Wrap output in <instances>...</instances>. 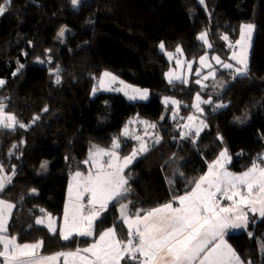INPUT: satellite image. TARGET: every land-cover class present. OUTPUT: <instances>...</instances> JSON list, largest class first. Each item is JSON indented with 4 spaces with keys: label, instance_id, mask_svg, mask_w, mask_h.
I'll use <instances>...</instances> for the list:
<instances>
[{
    "label": "trees",
    "instance_id": "1",
    "mask_svg": "<svg viewBox=\"0 0 264 264\" xmlns=\"http://www.w3.org/2000/svg\"><path fill=\"white\" fill-rule=\"evenodd\" d=\"M245 24L255 28L246 77L233 79L230 70L212 59L217 77L205 80L206 87L193 78L186 84L166 81L165 51L180 45L187 57L199 60L208 51L211 58L228 61ZM62 27L67 31L60 38ZM203 30L211 49L198 39ZM57 66L60 84L52 74ZM104 70L149 88V99L130 101L114 91L93 95ZM0 78L6 82L0 87V103L18 121L14 130L0 128V165L4 175L12 176L0 198L15 205L8 231L22 244L43 241L44 254L83 249L109 227L126 240L121 204H129L128 212L135 213L185 194L224 148L236 173L264 157V0H84L78 8L71 0H11L0 16ZM197 93L213 101L202 105L207 127L199 137L182 138L183 120L172 118L163 97H177L185 117L195 109ZM218 103L227 107L213 111ZM36 116L40 119L33 123ZM133 116L155 122L161 139L125 170L130 188L126 199L110 204L90 237L64 241L59 231L53 235L46 226L35 225L40 214L62 216L71 173L88 171L83 162L91 146L111 147ZM237 117L244 122H236ZM32 189L35 194H30ZM249 221L246 229L230 231L227 239L246 264H264V218L250 214Z\"/></svg>",
    "mask_w": 264,
    "mask_h": 264
},
{
    "label": "snow or ice",
    "instance_id": "2",
    "mask_svg": "<svg viewBox=\"0 0 264 264\" xmlns=\"http://www.w3.org/2000/svg\"><path fill=\"white\" fill-rule=\"evenodd\" d=\"M84 0H71L74 8L80 7ZM204 4V0H199ZM11 0H5L0 4V16L4 15ZM254 25L246 24L240 27V38L235 41L240 51H233L231 59L236 61V65L226 63L219 56H213L216 64L223 69L230 70L232 78L246 77L248 72L247 49L252 37ZM66 28H61L58 37L63 38ZM207 32H201L198 39L207 48L211 49L212 44L208 40ZM223 40L229 37L224 35ZM231 47V45H230ZM159 48L164 50L165 45L160 43ZM50 51V50H47ZM176 54H182L183 50L177 46ZM169 59L173 57L172 52L167 53ZM40 63L45 61L39 60ZM203 67L209 68L208 75L204 80L214 77L216 72L212 70V65L208 63L207 55L199 58ZM48 63H51L49 57ZM177 66H182V62L177 59ZM191 70V62H188ZM20 65V68H23ZM20 69L18 68L17 71ZM60 68L56 67L52 74L56 76L55 83L60 84ZM16 75V73H13ZM169 83H187L181 74L169 71L165 74ZM6 82L0 79V86ZM119 83L121 87L113 85ZM196 84L201 85V80L197 79ZM206 87V85H202ZM99 90L123 92L130 101H146L149 99L148 89H140L125 84L111 72L104 71L93 87V94ZM196 103L193 107L199 113H203L201 105H213L211 97L202 99L200 93L195 97ZM171 104L178 105V101L171 100ZM165 103H169V98H165ZM227 105L218 103L213 107V111L226 108ZM6 105L0 103V128L14 130L18 124L14 114L5 111ZM47 112L48 109H43ZM175 109L173 119H175ZM40 117L33 118V123ZM163 119V117H162ZM188 121L196 118L189 116ZM236 122L243 123V119L236 118ZM146 123V122H145ZM24 128L27 125L19 124ZM155 129L156 125H149ZM207 124L200 120L199 124L193 126L191 123L183 125L184 131L180 133L182 138L192 135L199 137L201 131ZM147 135V129H145ZM138 141V146L132 152L121 157L119 149L121 139L130 137ZM160 137L154 138V144L160 143ZM222 139V138H220ZM13 145V148H17ZM150 145L146 140L130 133L126 125L118 137L113 138L110 149H102L96 145L91 146L89 159L83 163L91 164L96 171H89L87 175L77 171L74 174L75 187L69 186L70 202L65 205L63 215V225L59 229V236L64 241H69L74 235L81 237L92 236L93 226L102 213H104L110 203L126 199L130 193L129 177L125 170L142 154L149 151ZM11 155V153H10ZM107 157V160L104 158ZM227 149L220 152L219 156L212 164L206 174L201 175L197 180L192 181L194 187L183 195H175L167 203L151 208L149 210L137 209L135 213H129V204L120 205V214L123 223L127 226L128 236L126 240L117 237L114 227H110L99 234V239L90 244L87 248H77L75 251L59 252L49 256L38 254V249L43 245V241L35 243H18L16 236L9 234V220L12 218V209L15 205L8 200L0 199V257L3 264H57L63 257L64 264H121L122 260L135 262V264H242L236 251L225 240L229 230L246 229L249 225V214H258L264 218V157L258 156L252 162L251 167L239 174L227 171L225 165L229 163ZM47 162L41 164V169H45ZM13 175L15 166H13ZM4 168L0 165V194L11 184L12 176L4 175ZM183 177L182 173L177 172ZM171 184L172 181L170 180ZM75 191L73 199L72 194ZM36 189H32L30 194H35ZM84 193L90 194L88 209L85 210L81 202ZM229 203L222 206L220 200ZM178 202V206L174 203ZM44 212L43 209L40 210ZM37 226H46L50 234H57L56 221L47 214L46 218H36ZM252 235L251 232L248 233ZM264 249V246H262ZM251 264V262H249Z\"/></svg>",
    "mask_w": 264,
    "mask_h": 264
},
{
    "label": "rangeland",
    "instance_id": "3",
    "mask_svg": "<svg viewBox=\"0 0 264 264\" xmlns=\"http://www.w3.org/2000/svg\"><path fill=\"white\" fill-rule=\"evenodd\" d=\"M246 25V24H245ZM254 31H255V28L253 29V32H252V37H251V40L249 41V47H248V49H247V56H248V61H249V58H250V54H251V50H252V42H253V38H254ZM202 32H207V34H208V31H206V30H203ZM208 38V40H209V36L207 37ZM240 38V37H239ZM209 42H210V40H209ZM204 44V43H203ZM180 46V45H179ZM181 48H182V50H183V52H182V54H176V52H175V50H176V48L175 49H173V50H169V51H165V56H166V58L169 60V66H168V68H167V70L165 71V74L166 73H168L170 70L171 71H174V72H176V73H178V74H181L182 75V77H183V79H185V80H187V83L191 80V78H193V79H195V80H197V79H200L201 80V84L203 85V84H205V80L203 79V77L204 76H206V75H208V73H209V71L208 72H206V67H205V71L203 70V66L200 64V61L199 60H196L194 57L193 58H190V57H187V55H186V52H185V50L183 49V47L182 46H180ZM204 47H206L207 48V46L204 44ZM207 49H209V48H207ZM234 51H236V52H239L240 51V48H239V46L238 45H236L235 44V47H234ZM168 52H172L174 55H173V57L171 58V59H169V57H168V55H167V53ZM208 53V51L205 53H203L201 56H203V55H208L207 54ZM215 56H217V55H215ZM208 57V63H210L211 65H213V60H212V58L208 55L207 56ZM200 58V57H199ZM177 59H179L181 62H182V66H177V64H176V60ZM188 62H191V70H189V68H188ZM214 62L216 63V61L214 60ZM224 62H226V63H231V64H233V65H236V63H234V62H236V61H234V60H232V59H229L228 61H224ZM216 69H214L213 71H215ZM104 71H108V72H111L113 75H115L117 78H118V80H120V81H123L125 84H127V85H131V86H133V87H136V88H140V89H148V91H149V96H150V94H151V92H150V89L149 88H147V87H142V86H139V85H137V84H133V83H131V82H128V81H126V80H123L122 78H120L118 75H116L115 73H113L112 71H110V70H104ZM104 71H102V73L104 72ZM216 73H217V71H215ZM101 73V74H102ZM101 74L99 75V77L101 76ZM99 77L97 78V80H96V84H95V86L97 85V81H98V79H99ZM215 77H217V75H215L214 77H210L209 79H214ZM165 78H166V81L167 82H169V80H168V78H167V76L165 75ZM0 79H2V78H0ZM4 80V79H3ZM5 81V80H4ZM1 87V86H0ZM113 87H116V88H119V87H121V85L119 84V83H117V84H115V85H113ZM100 92H110V91H106V90H99V91H97L95 94H93V92H92V94L93 95H96V94H98V93H100ZM196 97V96H195ZM195 97H194V102H193V105L196 103V100H195ZM202 97V99H204L203 98V96H201ZM165 98H169V103L168 104H170L171 105V116L173 117V110L175 109V119H179V120H183L182 121V126L184 125V124H187V123H191V124H193V126H196V125H198L199 124V121L200 120H203L205 123H206V116H205V111H204V107L201 105V107L203 108V113H199V112H197V110L196 109H194L192 112H189L190 114L189 115H186L185 117L183 116V115H181V113L183 112L182 111V108H180V105L182 104V102L177 98V97H173V96H164L163 97V102L165 103ZM171 100H176V101H178L179 103H178V105H173V104H171ZM147 101V100H146ZM166 104V103H165ZM184 109V108H183ZM184 113V112H183ZM189 116H193V117H195L196 119L194 120V121H191V122H189L188 121V117ZM184 117V119H182ZM146 122V123H145ZM151 124H155L156 125V123L155 122H153L152 120H149V119H146V118H142V117H140V116H133V117H131L127 122H126V124H125V126L127 125L128 126V128H129V131H130V133L131 134H133V135H139V136H141V137H143L145 140H146V142L150 145V148L154 145V138L156 137V136H158V137H160L161 138V134H160V132L158 131V129H157V125H156V128L155 129H152V128H150L149 127V125H151ZM125 126H124V128H125ZM123 128V129H124ZM122 129V130H123ZM145 129H147V135L145 134ZM183 130H184V128H183ZM122 132V131H121ZM119 136V135H118ZM129 141H133V143H134V145L132 146V148L131 147H128V146H126V144H125V142H129ZM120 143H121V147H120V149L118 150L119 151V155L121 156V157H123V156H127V155H129L131 152H132V150H133V148L134 147H137L138 146V141H136V140H134V139H132L131 138V136L130 137H128V138H122L121 139V141H120ZM97 146V145H96ZM99 148H102V149H110L111 147H109V148H104V147H101V146H98ZM128 147V149L124 152V153H122L121 152V150H123L124 148H127ZM149 148V149H150ZM224 149H226V148H224ZM223 149V150H224ZM227 153H228V151H227ZM143 155V154H142ZM141 155V156H142ZM88 156H89V154H88ZM141 156H139L138 158H140ZM228 156L230 157V154L228 153ZM137 158V159H138ZM89 159V158H88ZM105 160H107V157H105L104 158ZM136 159V160H137ZM135 160V161H136ZM232 159H230V161H231ZM134 161V162H135ZM230 161H229V163H230ZM133 162V163H134ZM132 163V164H133ZM131 164V165H132ZM88 171H80V170H76V171H74L73 173H71V175H70V179H69V183H68V188H67V194H66V201H65V205L66 204H68L69 202H70V198H69V186L70 185H73V189H74V187H75V181H74V179H73V177H74V174L77 172V171H79V172H81V173H84V174H88V172L89 171H92L93 173L96 171V169H95V167L93 166V165H91V164H88ZM232 169V168H231ZM208 170H209V167H208V169H207V171L205 172V174L208 172ZM233 171V170H232ZM72 197H73V199H74V197H75V191H73V194H72ZM90 199V194H88V193H84V195H83V197H82V203L84 204V206H85V210H87L88 209V200ZM10 202V201H9ZM12 203V202H11ZM220 203H221V205L222 206H224V205H226L227 203H229L228 201H226V200H223V199H221L220 200ZM111 204V203H110ZM110 206V205H109ZM64 209H65V206H64ZM45 215H47V214H45V213H43V214H40L39 216H37V218H46V216ZM63 215H64V212H63V214H62V216L59 218V217H56V216H53V215H51L54 219H55V221H56V227H57V231H59V229H60V227H62V225H63ZM95 224V223H94ZM126 226V225H125ZM127 228V227H126ZM243 229H234V230H229L228 231V233L230 232V231H233V232H235V231H237V232H241ZM227 233V234H228ZM227 234H226V236H225V240L227 241V243L229 244V245H231L232 246V248L235 250V248H234V246L228 241V239H227ZM11 235V234H10ZM11 236H15V235H11ZM74 236H78V235H74ZM73 236V237H74ZM97 240V239H96ZM95 240V241H96ZM94 241V242H95ZM94 242H92V243H94ZM19 243V242H18ZM91 243V244H92ZM20 244H22V243H20ZM89 246V245H88ZM88 246H86L85 248H87ZM84 249V248H83ZM69 251H74V250H65V251H60V252H69ZM55 253H57V252H52V253H49V254H40V253H38L39 255H42V256H49V255H52V254H55ZM241 259V258H240ZM241 261H242V264H246L242 259H241ZM59 262H57V264H58ZM0 264H3V258L2 257H0ZM64 264V263H63Z\"/></svg>",
    "mask_w": 264,
    "mask_h": 264
},
{
    "label": "crops",
    "instance_id": "4",
    "mask_svg": "<svg viewBox=\"0 0 264 264\" xmlns=\"http://www.w3.org/2000/svg\"><path fill=\"white\" fill-rule=\"evenodd\" d=\"M230 159H231V156H230ZM225 167H226V169H227V171H229V172H232V173H236V172H234V171H232V169H231V161H230V163H227L226 165H225ZM4 174V173H3ZM236 174H239V173H236ZM85 175H87V174H85ZM1 199V198H0ZM174 206H178V202H176V203H174ZM13 211H14V208L12 209V213H13ZM251 214V213H250ZM250 214H249V216H250ZM45 216H47V215H45ZM10 221V220H9ZM95 224H96V222H95ZM95 224H94V226H93V233H94V230H95ZM127 227V226H126ZM110 228V227H109ZM115 228V227H114ZM108 229V228H107ZM105 231V230H104ZM128 231V230H127ZM115 232H116V234H117V237L120 239V237H119V235H118V233H117V230H116V228H115ZM86 237H89V236H86ZM99 239V236L97 237V240ZM121 240V239H120ZM75 251V250H74ZM38 253H40V254H44V253H41V248L40 249H38ZM57 253H59V252H57ZM123 261L124 260H122L121 261V264H123ZM59 263L58 264H63L64 263V261H63V257H61L60 259H59V261H58ZM130 264H135V262L133 261L132 263H130Z\"/></svg>",
    "mask_w": 264,
    "mask_h": 264
}]
</instances>
